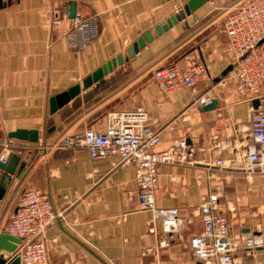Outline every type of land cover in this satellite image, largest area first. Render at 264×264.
<instances>
[{"label":"crops","instance_id":"crops-1","mask_svg":"<svg viewBox=\"0 0 264 264\" xmlns=\"http://www.w3.org/2000/svg\"><path fill=\"white\" fill-rule=\"evenodd\" d=\"M189 1L0 0V157L10 143L18 158L0 194V234L6 233L19 196L35 190L46 194L60 215L43 235L47 264H206L188 243L202 232L200 207L211 196L231 234L264 239V175L242 170L251 116L264 112V95L239 99L231 71L222 76L232 64L225 23L243 0H210L191 14L198 24L190 18L158 34L156 28ZM72 5L96 24V37L85 49H72L67 40ZM146 33L151 41L103 83L81 88L49 113L51 98L82 85L117 55H127ZM195 60L206 71L195 89L216 101L211 111L194 104L187 89L162 94L153 78L159 67ZM140 107L159 135L158 150L184 140L193 152L194 166L161 165L158 171L155 205L178 210V234L163 233L150 212L139 210L135 168L119 167L118 156L92 159L83 149L42 155L37 145L8 137L36 130L52 144L66 134L104 132L108 113ZM217 160L222 168L214 166ZM3 175L0 170V181ZM235 258L236 264H264V247Z\"/></svg>","mask_w":264,"mask_h":264},{"label":"built area","instance_id":"built-area-1","mask_svg":"<svg viewBox=\"0 0 264 264\" xmlns=\"http://www.w3.org/2000/svg\"><path fill=\"white\" fill-rule=\"evenodd\" d=\"M177 15L182 22L192 19L199 23L195 15H183V7H178ZM67 19L66 14L63 16ZM54 25L57 24L54 21ZM224 33L232 56V79L235 94L241 99L247 95H264V0H243L226 20ZM96 37L94 19H86L76 12L67 40L72 49L87 48ZM201 61H190L182 67L162 66L155 69L154 81L162 94L170 95L180 89H187L193 95V103L204 107L212 99L207 94H197L195 86L199 77L205 74ZM251 143L247 146L242 170L247 176L264 175V112H255L250 120ZM159 135L150 125L147 111L137 108L133 111H113L105 117V130H85L81 133L66 134L52 144L38 140L37 150L44 155L54 149L87 150L92 159L118 156V166L122 169L135 168L138 208L150 212L165 234H178L181 220L176 208H158L155 205V191L158 185V171L161 165L192 167L196 163L193 152L184 140L174 141L168 148L158 150ZM16 146L7 143L0 157L5 164ZM215 167L224 166L221 160ZM202 232L189 240L193 256L206 264H236L239 252L248 255L264 247L261 235L231 234L227 220L219 213L215 196L200 207ZM60 217L51 199L41 191L26 190L17 200L14 213L10 217L6 233L20 239L11 258L18 257L19 264H47V251L43 242L45 231Z\"/></svg>","mask_w":264,"mask_h":264},{"label":"water","instance_id":"water-1","mask_svg":"<svg viewBox=\"0 0 264 264\" xmlns=\"http://www.w3.org/2000/svg\"><path fill=\"white\" fill-rule=\"evenodd\" d=\"M209 1L210 0H190L183 8V15L185 16L191 15L199 7H201L206 2ZM69 13H70V18L72 19L75 14V6L72 5L70 7ZM181 20H182V16L176 14L170 17L164 25L156 28V32L158 34H161L162 31H167L178 22H181ZM150 41H151L150 34L146 33L145 35H143L142 38L138 39L136 43L128 47L127 55L125 56L117 55L115 58L108 61L101 68L97 69L90 76L84 79L82 81V85H75L69 90L62 93L61 95L51 98L49 100V113L53 114L60 107L68 104L70 100H72L77 95H79L81 88L87 89L93 84L99 85L103 83V78L105 76L113 72V70L116 69L117 66H122L125 63H127L129 58H133L139 52V50L143 49L145 47V44ZM230 71H232V66H229L226 69V71H224L222 76H225ZM216 104H217L216 101H211L209 105L203 107V110L211 111L215 108ZM48 133H50V131H48ZM8 137L9 139L35 144L39 140V132L36 130H32V131L18 130L13 133H10ZM43 141H45V139H43ZM13 161L18 162V158L12 154L9 156L7 163L5 164L0 163V170L5 172V175H3L2 180L0 181V194H2L4 188L7 186V182L10 180L8 175H12L14 172L12 165ZM20 244H21L20 239L14 238L6 233L0 234V264H19V258L18 257L11 258V255L14 254V252L17 249V246H19ZM1 251H4L7 255L1 254Z\"/></svg>","mask_w":264,"mask_h":264}]
</instances>
